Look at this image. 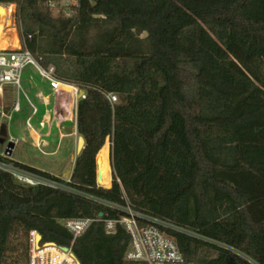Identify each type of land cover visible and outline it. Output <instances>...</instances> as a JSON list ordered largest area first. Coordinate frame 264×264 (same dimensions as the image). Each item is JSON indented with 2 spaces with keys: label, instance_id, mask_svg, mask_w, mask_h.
I'll use <instances>...</instances> for the list:
<instances>
[{
  "label": "trees",
  "instance_id": "obj_1",
  "mask_svg": "<svg viewBox=\"0 0 264 264\" xmlns=\"http://www.w3.org/2000/svg\"><path fill=\"white\" fill-rule=\"evenodd\" d=\"M49 1L0 4H15L22 47L83 92L75 192L0 169V264H29L32 231L80 264H146L124 258L121 226L105 231L122 211L102 201L191 232L168 231L186 262L264 264V0H77L71 16ZM107 138L102 187L95 157ZM3 149L0 162L51 176ZM77 218L93 221L74 238L58 220Z\"/></svg>",
  "mask_w": 264,
  "mask_h": 264
},
{
  "label": "built area",
  "instance_id": "obj_2",
  "mask_svg": "<svg viewBox=\"0 0 264 264\" xmlns=\"http://www.w3.org/2000/svg\"><path fill=\"white\" fill-rule=\"evenodd\" d=\"M49 7L63 12L66 16H71L74 7L77 5V0H51L48 2ZM6 14L7 17L11 15V8ZM16 25L11 28L12 34L17 35ZM27 65H31L38 72L49 85L52 93L62 91L59 87L62 84H67L54 76V67L49 65L42 66L39 61L31 54L30 51L23 48L18 37L17 45H8L6 48H0V109L1 115L4 117L3 121L10 120L9 112H4V90L6 87L20 88L21 73ZM75 94L78 87L74 86ZM83 96V95H82ZM110 101L115 102L116 96L109 94ZM41 101L45 103L44 97L40 96ZM28 107L29 114L23 121L24 128L28 131L31 144L40 148L45 145L44 138L47 137L50 128L51 118L47 114H43L37 121L38 128L45 127L44 132L35 129L31 123L32 117L38 113L37 107L29 100ZM57 108V105H56ZM20 110L18 101H14L11 106L10 112H17ZM56 110L52 111L53 116ZM72 125L73 130L76 132L75 118ZM35 134V136H34ZM14 143L18 142L17 137L11 135L8 139ZM2 156L9 157L5 146L1 152ZM0 169L10 173L14 179L24 185H43L53 189H59L66 192H75L70 186L66 184L70 177H62L61 175L51 174V176L42 175L23 167L17 166L12 163L0 162ZM103 204L122 211L118 218L104 219V229L106 232H113L119 225L130 236V241L125 251L124 258L129 261L143 262L146 264H192L186 262L182 253L180 252L175 240L168 233V231H180L187 234L191 232L178 227L168 220L154 218L145 215L139 211L132 209L129 205L120 206L117 204L102 201ZM91 218H77V219H64L63 226L72 233L73 237L81 235L87 227L91 224ZM35 231H32L29 239V264H75V260L70 255V248L68 251H63L59 246L51 244H43L36 246ZM56 248V252L52 248Z\"/></svg>",
  "mask_w": 264,
  "mask_h": 264
},
{
  "label": "rangeland",
  "instance_id": "obj_3",
  "mask_svg": "<svg viewBox=\"0 0 264 264\" xmlns=\"http://www.w3.org/2000/svg\"><path fill=\"white\" fill-rule=\"evenodd\" d=\"M0 5L11 8L10 17H7L6 15L2 16V14L0 13V30H2V33H5L3 34L4 38H1V42L2 39L5 40L6 42L5 47H7L10 44L12 46H15V44L17 45L16 37L14 35L13 38V34L10 30L15 25V21H14L15 4H0ZM2 22H3V29H1ZM17 37H18V31H17ZM22 72L23 74L21 73L20 88L10 87L6 91V97L8 99L3 100V104H5V101H7L10 106H12L14 101L18 100L20 102V106L22 107L21 113L13 112L11 114L12 115L11 120L9 121L7 120L8 123L7 134L18 138V142L14 146L12 158L15 160H20L30 163L33 166L43 169L49 173L61 175L62 177L68 178L71 175V174L69 175V173L72 172L75 162L76 154H74V159H71V154L73 149H75V145H77L78 135L73 130V132L71 133L73 138L71 137L59 142L57 152L54 155L46 153L48 150L53 149L57 142L54 134H52L50 137H47L45 139L50 144L49 146L42 147L41 150L40 149L38 150L30 146L27 137V130L24 128V125L22 124V120L26 118V116L29 114L30 111L25 95L32 101V103L35 106L38 107V113L35 114L31 119V123L33 127L35 129H38L40 132H44L45 127L38 128L37 121L40 118V114L44 111L45 108L48 107L41 106L40 101L36 98V92L38 89H40V86L48 87V83L43 78H41L38 72L31 65H27ZM80 92H81L80 90H77V93L75 94L76 100L78 99ZM24 106H27L28 110L27 109L25 110ZM73 122L74 120L73 121L68 120L66 123L68 126L72 127V125L74 124ZM8 135H7V139H8ZM106 141L108 142V146H109V140L107 139ZM108 162H109V151H108ZM110 176H111V167H110ZM100 186L104 187L103 185ZM53 251L56 252V248L53 249Z\"/></svg>",
  "mask_w": 264,
  "mask_h": 264
},
{
  "label": "crops",
  "instance_id": "obj_4",
  "mask_svg": "<svg viewBox=\"0 0 264 264\" xmlns=\"http://www.w3.org/2000/svg\"><path fill=\"white\" fill-rule=\"evenodd\" d=\"M16 37H17V35H16ZM22 74H23V72H22ZM10 88V86H8V87H6L5 88V90H4V99H8L7 97H6V91L8 90ZM40 96H42V97H44V101H45V103L46 104H44L42 101H41V99H40ZM25 97H26V99L27 100H29L31 103H32V101L25 95ZM36 98L40 101V103H41V106L42 107H48V108H45L44 109V111L40 114V117L43 115V114H47V116H49V118H53L55 115H57V117H59V120H62L63 121V124L64 125H67V120H64L63 118L62 119H60L62 116H63V114H64V111H65V105L67 104V101H68V97H67V93L65 92V91H58L57 93H52L51 92V89H50V87H49V85H48V87L47 86H40V89H38L37 90V92H36ZM3 99V100H4ZM18 101V100H17ZM76 102H77V100H76ZM18 103H19V106H20V102L18 101ZM33 104V103H32ZM56 105H57V108H56ZM37 107V106H36ZM24 108H25V110L27 109L28 110V107L27 106H24ZM10 109H11V106L9 107V108H4V112H9V114H10V120H11V117H12V113L13 112H10ZM75 109H76V103H75ZM75 109H74V113H73V117L75 118ZM37 110H38V107H37ZM53 110H56V113H55V115L53 116V114H52V111ZM22 112V107L20 106V110L19 111H17V112H15V113H21ZM2 116V115H1ZM24 117V116H23ZM2 118H4L3 116H2ZM9 121V120H8ZM23 121L24 120H22V124H23ZM5 123H6V130H7V128H8V126H7V120L5 121ZM73 132V129H72V131H71V133ZM8 135V134H7ZM9 136V135H8ZM27 137H28V140H29V144H30V146H32L33 148H36V147H34L32 144H31V142H30V138H29V135H28V131H27ZM46 139V137L43 139L44 140V142H45V145H42V146H40V148H36V149H40L41 150V148L42 147H47V146H49L50 144L48 143V141H46L45 140ZM22 140H23V138H22ZM17 144V143H16ZM15 144V145H16ZM14 145V146H15ZM13 151H14V147H13V149L11 150V154H10V156H9V158L10 159H12V160H14V161H17V162H20V163H23V164H25V165H28V166H31V167H34V168H36V169H39V170H41V171H45V170H43V169H40V168H37V167H35V166H33L32 164H30V163H27V162H25V161H20V160H15V159H13L12 158V153H13ZM51 151H52V149L51 150H48L46 153L47 154H51ZM45 172H47V171H45ZM47 173H49V172H47ZM52 174V173H51ZM71 174V172L69 173V175ZM66 176V175H65Z\"/></svg>",
  "mask_w": 264,
  "mask_h": 264
},
{
  "label": "bare ground",
  "instance_id": "obj_5",
  "mask_svg": "<svg viewBox=\"0 0 264 264\" xmlns=\"http://www.w3.org/2000/svg\"><path fill=\"white\" fill-rule=\"evenodd\" d=\"M9 9L7 7H3L1 9V14L6 15L8 13ZM3 29V22H2V28ZM5 33H2V30H0V48H6V42L5 40L2 39L1 42V38H4ZM13 34V38H14ZM16 37V35H15ZM16 42H17V37H16ZM16 45V44H15ZM12 46V45H11ZM63 91H65L67 93V97H68V101L65 107V111L63 116L60 119H64V120H71L73 119V113H74V109H75V103H76V98H75V89L74 86L72 84H62L59 86ZM35 136V134H34ZM108 151H109V146H108V142L105 141V143L103 144V146L100 148V150L97 153V160L99 162L98 166L99 169L101 170V181H100V185H103L104 187H109L110 183H111V176H110V165L108 162Z\"/></svg>",
  "mask_w": 264,
  "mask_h": 264
},
{
  "label": "water",
  "instance_id": "obj_6",
  "mask_svg": "<svg viewBox=\"0 0 264 264\" xmlns=\"http://www.w3.org/2000/svg\"><path fill=\"white\" fill-rule=\"evenodd\" d=\"M4 6L0 5V13H1V9L3 8ZM83 95V92L81 91L79 93V96L78 98H80L81 96ZM73 129V127H69L68 130L71 132ZM7 139V130H6V123L3 121L1 122L0 124V145H4L5 146V150L7 151V155L10 156L11 154V150L13 149L14 147V143L10 140H6ZM109 140V138H107ZM83 138L81 136H78L77 138V152L76 154L78 155L83 147ZM109 146H110V141H109ZM97 156V154H96ZM72 159H74V157H72ZM99 162L97 160V157H95V166H96V172H95V179H96V184L98 186H100V181H101V170L99 169V166H98ZM109 165H110V162H109ZM102 216V213L100 212L99 213V217ZM58 223L63 225V220L62 219H59L58 220ZM39 240H40V235L38 233L35 234V241H36V246H38V243H39ZM48 244H51V243H48ZM51 245H54V244H51ZM63 251H68V248L66 247H60ZM70 255L71 257L75 260V264H80L79 261L75 258V256L73 255L72 252H70Z\"/></svg>",
  "mask_w": 264,
  "mask_h": 264
},
{
  "label": "flooded vegetation",
  "instance_id": "obj_7",
  "mask_svg": "<svg viewBox=\"0 0 264 264\" xmlns=\"http://www.w3.org/2000/svg\"><path fill=\"white\" fill-rule=\"evenodd\" d=\"M57 115H55L51 119L50 128H49L48 135H47V137H50L52 134H54L55 138H56V141H57L55 146H54V148L51 151L52 155H54L57 152V148H58V143L59 142L63 141L64 139H68V138L72 137L71 132L68 130V128L70 126L64 125L63 121L59 120V117H57ZM76 152H77V145H75V149H73V151H72L71 159H72V157H74V154H76ZM76 156H77V154H76Z\"/></svg>",
  "mask_w": 264,
  "mask_h": 264
}]
</instances>
